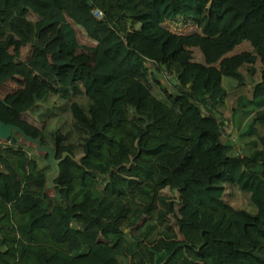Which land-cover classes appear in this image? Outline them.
<instances>
[{"label": "trees", "instance_id": "trees-1", "mask_svg": "<svg viewBox=\"0 0 264 264\" xmlns=\"http://www.w3.org/2000/svg\"><path fill=\"white\" fill-rule=\"evenodd\" d=\"M204 1L0 0V83L18 74L23 99L52 94L72 119L45 132L0 100L1 120L55 157L67 151L48 196L46 154L0 142V264H264V67L243 86L240 67L207 60L251 32L250 59L264 58V0H208L202 62L163 22L197 20ZM74 25L93 44H80ZM16 37L31 46L25 59L7 49ZM222 74L240 90L234 139L221 134ZM227 185L252 211L224 200ZM163 187L179 193L180 236Z\"/></svg>", "mask_w": 264, "mask_h": 264}, {"label": "rangeland", "instance_id": "rangeland-1", "mask_svg": "<svg viewBox=\"0 0 264 264\" xmlns=\"http://www.w3.org/2000/svg\"><path fill=\"white\" fill-rule=\"evenodd\" d=\"M207 4L208 0L204 1L200 16L195 21L188 20L163 22V25L171 30L174 36L181 41L187 56L190 59L202 62L207 59L205 58L206 55L204 46L208 40V35L204 33L202 34L200 32V28H202L201 26H203L207 18ZM29 16H32V14L29 13ZM74 29L77 40L80 44H93V40L87 37L79 26L74 25ZM258 36L259 34L255 32H251L249 35L242 36V39L238 43L233 44L229 49L213 47L210 50L209 57H211L207 60L209 63L221 68H225L226 70H230L235 66L240 67L246 76L242 85L250 86L252 80H256L260 77V68L264 67V58L261 55L258 54L259 57L257 56V60L251 61L250 59V55L252 53H256ZM7 49L10 52L14 49L18 50L19 58L25 59L30 53L31 46L28 42L22 41L16 37L12 42H10ZM147 63L148 62H146V64ZM251 65L255 67V70L252 73L249 71ZM162 74L166 76L164 72ZM164 77H161L160 79L164 80ZM23 82V78L20 75L14 74L12 78L0 83V96L8 97L9 104L20 110L19 112L21 118L41 128V130H44L45 132L54 128H59L61 131H63L65 126L71 125L72 119L67 106L62 105V101H60L54 95L51 94V97L47 103H32L30 100L23 99L20 96ZM221 83L226 88L227 92L222 102L218 104L221 115L219 118L226 117L224 121L229 125V128L227 127L226 130L221 129V134L222 137L228 136L229 138L234 139L236 138L235 133L237 132V128L234 117L230 112V108L233 105L236 94L239 93L240 90L239 88L233 89L229 87L228 79L224 74L221 76ZM127 92L129 93V90H127ZM9 136H11L16 143L32 146L37 156L45 154L43 151L35 150L32 143L22 139L16 131H12ZM8 138L5 140L0 139V142L7 143ZM47 142L51 143V141L48 139ZM237 153L242 155L244 151L238 148ZM79 156L80 154H76L74 158L78 159ZM161 191L167 196L166 202L168 209L165 213V218L175 230L177 236H180L177 231L178 215L181 206L179 193L176 191V189H169L167 187H163ZM43 194L51 196L53 194L52 186L43 187ZM223 198L233 207L244 208L248 211H252L253 209L247 202V193L236 188H232V186H225Z\"/></svg>", "mask_w": 264, "mask_h": 264}, {"label": "water", "instance_id": "water-1", "mask_svg": "<svg viewBox=\"0 0 264 264\" xmlns=\"http://www.w3.org/2000/svg\"><path fill=\"white\" fill-rule=\"evenodd\" d=\"M0 100L3 101L4 98L0 96ZM12 131H16L22 139L32 143L35 150L43 151L46 154L43 164H49L51 169L46 173L44 186H53L54 183L52 180L59 174L58 162L61 157L67 154V151H62L60 157H55V148L53 146L42 144L38 138L26 133L22 127L0 119V139H7Z\"/></svg>", "mask_w": 264, "mask_h": 264}, {"label": "built area", "instance_id": "built-area-1", "mask_svg": "<svg viewBox=\"0 0 264 264\" xmlns=\"http://www.w3.org/2000/svg\"><path fill=\"white\" fill-rule=\"evenodd\" d=\"M93 13H94V15H96V16H99V15H100V11H99L98 9L93 10Z\"/></svg>", "mask_w": 264, "mask_h": 264}, {"label": "crops", "instance_id": "crops-1", "mask_svg": "<svg viewBox=\"0 0 264 264\" xmlns=\"http://www.w3.org/2000/svg\"><path fill=\"white\" fill-rule=\"evenodd\" d=\"M14 74H12L8 79L12 78ZM2 83V82H1ZM3 97V96H1ZM31 101V100H30ZM32 103H34L33 101H31ZM20 111V110H19Z\"/></svg>", "mask_w": 264, "mask_h": 264}]
</instances>
